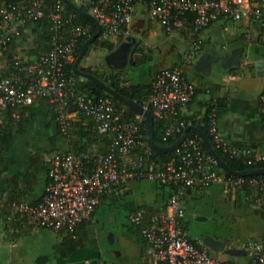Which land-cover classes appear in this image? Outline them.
Segmentation results:
<instances>
[{
	"label": "built area",
	"instance_id": "2783aa9c",
	"mask_svg": "<svg viewBox=\"0 0 264 264\" xmlns=\"http://www.w3.org/2000/svg\"><path fill=\"white\" fill-rule=\"evenodd\" d=\"M140 2L146 4L149 19L158 23L165 34L170 35L174 30L188 32L189 46L179 63L160 68L152 79L146 102L153 117L158 119L167 114L175 116L195 95L196 84L186 77L184 70L200 53L204 29L222 17L256 20L264 27V0H88L89 12L102 24L105 37L128 33L133 7ZM43 15V0H30L24 5L0 0V53L9 49L12 37L19 33L18 23ZM190 15L191 26L186 27L185 20ZM48 16L55 29L52 47L32 62L13 60L16 75L0 78V132L6 115L16 123L20 120L21 106L45 97L63 133L71 121L70 108L80 109L92 118L98 132L111 135L110 150L106 154L81 155L57 150L46 152L43 159L47 180L40 200L8 201L6 193L0 192V210L9 217L28 215L42 228L72 233L79 223L91 218L105 196L119 194L120 187L133 180L156 181L170 189L164 206L151 214L145 208H138L127 215L129 222L142 225L141 236L148 244L151 264H264L261 241L249 242V259L239 262L220 260L205 245L190 240L185 231L183 204L188 190L214 183L222 185L224 192L244 186L258 200L264 199V176L227 177L213 155L202 147L200 136H186L174 155L160 166L148 160L150 151L143 147L139 134L140 116L123 115L109 96L77 92L74 76L64 69L73 60L78 38L87 32L88 25H75L69 36L64 35L62 29L73 15L66 16L59 0ZM174 119L176 122L166 126L163 140L171 134L181 135L186 126L206 125L213 146L228 158L252 168L264 162V152L236 147L222 135L214 110L206 118ZM260 119L264 127V90L260 94ZM83 264L116 263L86 258Z\"/></svg>",
	"mask_w": 264,
	"mask_h": 264
},
{
	"label": "crops",
	"instance_id": "0c3cea01",
	"mask_svg": "<svg viewBox=\"0 0 264 264\" xmlns=\"http://www.w3.org/2000/svg\"><path fill=\"white\" fill-rule=\"evenodd\" d=\"M86 2L88 0H80L78 4L75 1L77 5ZM24 22L18 23L21 35L14 40L10 49L11 54L22 57L25 61L32 62L37 59L43 50L40 46V38L36 40L38 37L36 31L38 29H34L32 24H24ZM257 22L251 19L232 20L227 17L220 18L201 32L203 42L200 46V53L210 51L211 48L218 49L221 47L223 50H229L240 45H244L245 49L255 48L257 50L261 48V41H264V27L262 25L259 26ZM158 25L149 19L145 3L140 2L134 5L128 33L136 35L137 32H146V47L153 49L152 55L155 53L154 48L156 46L161 47L162 42L160 39L164 38L171 41L170 49L163 60H161L159 55L158 61L154 63L149 61V64H146L149 70L148 79L151 80L160 68L178 64L189 46L186 33L181 30H174L170 35H167L163 32L161 26ZM228 34L235 39V44L231 46L227 45L226 41H223ZM101 35L105 37L103 32ZM105 38H108L112 42L118 41V43L122 39L121 37L119 40L118 35H109ZM100 50L106 51L105 48H101ZM101 57L102 55L98 51L97 53L93 51L90 46L88 53L80 61L79 66L82 65L85 68L91 66V68L104 74L120 71L111 65L114 68L113 70L108 66L104 67L105 64L101 61ZM197 57L198 55L190 64L186 65L184 70L186 77L196 84V92L189 103L179 108L180 115L183 117H200L210 107L211 110L215 111L218 127L222 135L231 144L239 148L250 147L255 152H264V127L260 119V94L264 90V73L256 74L253 59L243 58L239 65L228 68L221 66L220 62L212 63L210 73L207 74L195 69ZM140 58L141 55L138 57V62H140ZM144 64L133 65L138 68L137 74L139 76H142L145 71ZM214 64L220 65V69L215 72L212 69ZM8 71L9 62L0 53V77ZM19 112L21 120L20 124L13 129L11 143L6 151L8 165L4 175L10 179L15 178L13 182L16 183V198L12 200L36 203L42 196L47 180L46 164L43 155L53 150L67 151L69 144L60 132L51 103L47 98L38 97L31 105L21 106ZM70 120H77V109L74 107L70 108ZM80 123L81 126H86L85 120L80 121ZM24 175L28 176L27 182L23 180ZM134 181L136 180L130 181L120 187V199L124 193L130 192L128 188L133 187L132 183ZM211 188L212 186L204 191L207 192ZM199 193H203V190H188L183 201L191 199ZM218 194L220 197L225 196L221 192ZM107 197L110 196L108 195ZM238 199L240 200L239 195L236 196L234 201L237 202ZM244 199L256 207V214L261 215L264 222V199L258 200L256 195L253 194H249ZM144 203L157 205V202H154V198L151 202H143L142 204ZM142 204L134 203L130 207ZM93 215L91 216V220L93 219ZM193 216L197 215L193 214ZM1 221L7 223L9 230L21 227L26 234L35 232L40 227L28 215L9 217L7 212L3 210H0V224ZM89 221L79 231L89 230L88 227H91ZM185 222L184 220V225ZM54 231L57 232V239L52 243V249L39 253L34 247L35 252L32 253L31 251L28 253L30 261L37 258L38 261L44 264H83V260L86 258L102 257L98 241L96 238L91 241L90 233L85 234L86 239L82 245H79L71 252L64 253L61 249L64 247L67 232L63 230ZM187 236L192 241L203 244L198 236L192 237L188 234ZM0 237H2V233ZM222 241L223 243L217 251L205 246L213 256L220 260L246 262L249 259L247 244L251 241H261L264 244V223L242 244H232L228 239H223ZM143 242L145 246L140 254L139 264H151L148 244L145 240ZM226 246L242 249L244 253L237 256H229L224 252Z\"/></svg>",
	"mask_w": 264,
	"mask_h": 264
},
{
	"label": "trees",
	"instance_id": "16d2710c",
	"mask_svg": "<svg viewBox=\"0 0 264 264\" xmlns=\"http://www.w3.org/2000/svg\"><path fill=\"white\" fill-rule=\"evenodd\" d=\"M30 0H22L19 2H12L13 4L16 5H24L27 4ZM57 0H43V6H44V15L42 17H39L37 19H26L24 24H32L34 29H38L36 32L37 38L36 40H39L40 38V46L42 48V54L46 53L51 47H52V35L55 32V29L53 27V23L50 20L48 14L50 9H52L53 5L55 4ZM60 3L64 7V12L66 16L72 14L73 17L71 19V22L67 23L65 27L62 29L64 35L69 36L71 33V29L78 24H86L88 25L87 32L83 35H81L78 38L77 41V46L76 50L74 51V56L73 60L65 64V71L67 74L74 76L75 78V90L79 93L82 94H88V95H106L109 96L115 103L117 109L123 113V115H126L127 117L131 118H137V115L133 112V110L123 102L119 101L115 97L111 96L107 92H105L102 88L97 86L94 82H92L90 79H85V78H80V76L76 75L73 70H72V64L73 61L83 44V42L96 30V25L94 22H92L90 19L76 11L75 9L67 6L62 0H59ZM72 2L75 3L74 0H71ZM76 4V3H75ZM79 6L83 9H86L89 11V4L88 2L86 3H81ZM192 22V15L188 16L187 20H185V25L186 27L191 26ZM20 27V26H19ZM21 29V28H20ZM188 34V32L186 33ZM21 35V31L19 30V33L14 35L9 43V49L7 51L1 52V55L4 56L7 61L9 62V71L5 74H3L1 77L4 76H9V75H16V71L12 66L13 60L17 59L22 62H29L25 61L22 59V57L16 56L14 54H11V45L13 44L14 40ZM123 34H118V39L120 40ZM117 42H112L108 38L103 37L100 35L98 38H96L91 45L93 46H99L101 48H105L106 50H111L113 49ZM39 55V56H40ZM38 56V57H39ZM37 57V58H38ZM86 71L92 72L98 77H100L102 80H104L107 84H109L111 87L119 91L120 93L136 100L137 102L146 105L147 108L151 111L150 106L147 104L146 99L151 91V79H147L144 81H136L134 82L131 79H125L124 76H121L119 71L116 72H111L109 74H104L101 73L93 68L91 66H87L85 68ZM20 76L23 77V74H20ZM0 77V78H1ZM24 78V77H23ZM153 79V78H152ZM211 108H207V110L204 112L202 115L203 118L207 117V114L210 112ZM8 114V113H6ZM177 117V119L185 118L180 115L179 109L177 111V114L175 116L172 115H165L163 118H155L153 117V123H154V142L158 145H168L171 144L179 135L180 133H175L171 134L170 136L167 137L166 140L162 139L163 132L170 123L176 122L174 119ZM140 122H139V134H140V139L143 143V147H147L150 151L148 154V160L153 161L156 163V165L160 166L161 163L165 162L167 159L172 157L174 155V151H169V152H163V151H151L147 144V131H146V126H145V121L143 117H138ZM21 120V118H20ZM20 120L16 123H13L10 121L8 115H6L5 122L2 125V129L0 132V192H5L6 193V199L8 201H11L13 198H16L15 196V185L16 183L13 182L15 181V178H9L4 175L5 169L7 168L8 165V159L6 157V151L11 143V138L13 134V129L16 128L20 124ZM85 120L86 121V126H81L80 121ZM80 123V124H79ZM199 128L208 136V138L211 140L210 136L208 135L207 127L206 125H201ZM60 129V128H59ZM61 134L66 138L69 144V149L67 152L74 153L76 155H81L84 153H89V154H106L110 150V144H111V135L109 133H100L96 129L95 122L92 120L91 117L86 115L82 110L77 109V120L76 121H70V124L68 126V130L63 133L60 130ZM186 136H199L197 131L190 128L187 131ZM202 147L206 152H208L204 142L202 141ZM218 154L224 159V161L227 163V165L235 170H244L247 168H252L251 165H246L237 162L236 160L228 158L220 149L215 148ZM153 152L154 157L150 158V154ZM35 162V160H34ZM259 166H264V162L258 164ZM222 173L225 175V169L221 167ZM26 174V173H25ZM257 176H264V174L257 175ZM23 177V176H22ZM231 177L236 178L237 175L231 174ZM28 176L24 175L23 180L27 182ZM136 181H144V180H136ZM153 185L152 188L155 191L154 195V202H157V205L154 206L153 203H144L142 205H134L133 207H129V212L137 210L138 208L142 207L145 208L147 211V214H151L154 211L160 210L165 202L166 199L170 193V189L162 184H159L156 181H152ZM13 184V186H11ZM216 186L218 188V191L223 193L224 189L223 186L217 183L211 184L205 188L198 189V190H206L209 187ZM233 190H229L230 193ZM234 191H236V194L239 195L240 197H247L249 194H251V191L246 188V187H240L236 188ZM106 198V199H105ZM120 195H111L110 197L105 196L99 204H101L104 201H109L113 202L115 200H119ZM184 203V201H183ZM99 204L96 206L93 214L97 211V207ZM136 206V207H135ZM128 215V214H127ZM89 220L83 221L79 223L74 232L66 233L65 237V242H64V253L71 252L75 250L79 245H82L85 242V234L88 232V230L85 231H79L81 227H84L85 224ZM145 220L144 222H146ZM131 226L133 230H135L136 236L138 238H141L142 240H145L141 236V227L142 225L140 224H133L131 223ZM191 240V239H190Z\"/></svg>",
	"mask_w": 264,
	"mask_h": 264
},
{
	"label": "rangeland",
	"instance_id": "374dc122",
	"mask_svg": "<svg viewBox=\"0 0 264 264\" xmlns=\"http://www.w3.org/2000/svg\"><path fill=\"white\" fill-rule=\"evenodd\" d=\"M75 1L77 4L80 2V0ZM223 41H226L229 46L235 44V39L229 34ZM98 53L103 56L105 50H99ZM152 56L150 62L158 61L159 54L154 53ZM146 64H149V60L144 64L145 71L142 76L137 74L138 68L129 63L119 73L125 79H131L134 82L144 81L149 77ZM108 67L111 70L114 69L111 66ZM212 69L215 72L220 69V65L214 64ZM152 185V181H134L133 187L128 188L130 192L124 193L121 199L112 203L104 201L99 204L93 219H89L91 227H88L87 233H90L91 241L95 238L98 241L102 251L101 258L111 260L116 264H139L140 254L145 244L142 239L136 236L135 230L130 227L127 214L129 207L134 203L142 204L153 200L155 191ZM218 193V188L213 186L207 192L203 191V193L184 201V208L188 213L185 231L192 237L198 236L199 232H204L215 236L218 240L228 239L232 244H242L253 232H256L261 224L263 225V218L256 214V207L245 201L243 197L235 202L236 191L223 192L222 194L227 196L225 202ZM193 214H196L198 219ZM25 239L29 249L33 246L39 253L47 252L52 249V243L57 239V232L38 227L35 232L27 234ZM61 250L64 251V248Z\"/></svg>",
	"mask_w": 264,
	"mask_h": 264
},
{
	"label": "water",
	"instance_id": "95a60500",
	"mask_svg": "<svg viewBox=\"0 0 264 264\" xmlns=\"http://www.w3.org/2000/svg\"><path fill=\"white\" fill-rule=\"evenodd\" d=\"M10 2H19L22 0H6ZM67 6L75 9L88 19H90L96 25V30L92 33L81 45L74 61L72 64L73 72L85 79H90L97 86L102 88L105 92L115 97L119 101L128 105L133 112L140 117H143L145 121L146 131H147V144L151 151H163L169 152L174 151L179 144L185 139L188 129L192 128L197 131L199 136L202 138L207 150L213 157L217 160L218 164L225 169V175L228 177L231 174L237 176H249V175H261L264 174V166H258L254 168H247L244 170L235 171L231 169L224 159L218 154L215 147L213 146L211 140L208 136L195 125L186 126L179 137H177L171 144L168 145H158L154 142V123L153 115L151 111L143 104L137 102L136 100L120 93L109 84H107L100 77L92 72L84 70L85 66H79L80 61L88 53L89 47L93 44L94 40L98 38L103 30L102 24L97 20V18L91 14L88 10L81 8L79 5L75 4L71 0H62ZM257 24L260 26L261 23L258 21ZM146 32H141L136 35L125 33L122 36L121 41L111 50H106L104 55L101 57V61L107 66H113L117 70H122L128 63L131 65L145 63L152 60V48L146 47ZM93 51L97 53L101 49L99 46H93ZM141 55L140 62H138V57ZM243 58L253 59V64L255 67L256 74L264 73V41H261V48L255 49H245L244 45L233 47L229 50H223L220 48H211L210 51L202 52L198 55L195 60V69L200 70L204 73H210L212 63L220 62L223 67H231L239 65ZM150 158L154 157L153 152L149 155ZM198 219V217L196 218ZM111 236V234H109ZM202 243L206 245L211 250L217 251L220 249L223 241L211 235H205L202 238ZM224 252L229 256H237L244 253V250L225 247Z\"/></svg>",
	"mask_w": 264,
	"mask_h": 264
},
{
	"label": "flooded vegetation",
	"instance_id": "af4514ba",
	"mask_svg": "<svg viewBox=\"0 0 264 264\" xmlns=\"http://www.w3.org/2000/svg\"><path fill=\"white\" fill-rule=\"evenodd\" d=\"M160 40L162 42L161 47L156 46L154 48V52L156 54H159L161 60H163V58L167 56V52L170 49L171 41L164 38ZM221 199L224 202L226 201L225 196H222ZM187 216L188 213L186 212L184 219L185 221L187 220ZM1 233L2 237H0V264H44L43 262L38 261L37 258L32 261L29 260L28 253L31 251L32 253H34L35 248L32 246L29 249L25 239L27 234L24 232L23 228L17 227L9 230L7 223L1 221L0 234ZM205 235H209V233H198V237L201 240ZM11 236L13 237L11 238Z\"/></svg>",
	"mask_w": 264,
	"mask_h": 264
}]
</instances>
